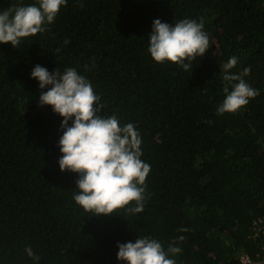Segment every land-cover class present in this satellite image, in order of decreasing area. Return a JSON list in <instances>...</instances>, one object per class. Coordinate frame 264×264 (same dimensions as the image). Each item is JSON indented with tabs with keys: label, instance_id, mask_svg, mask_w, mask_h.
I'll return each instance as SVG.
<instances>
[{
	"label": "trees",
	"instance_id": "16d2710c",
	"mask_svg": "<svg viewBox=\"0 0 264 264\" xmlns=\"http://www.w3.org/2000/svg\"><path fill=\"white\" fill-rule=\"evenodd\" d=\"M27 5L38 0H0V11ZM155 19L203 21L210 46L191 71L151 58ZM233 56L230 72L250 67L244 79L260 94L217 115L223 66ZM36 65L50 73L75 68L103 105L98 115L135 125L140 158L151 167L143 213L95 216L76 204L79 176L59 169L62 117L39 105L50 86L40 89L31 77ZM258 219L264 0H67L44 32L16 48L0 44V264H126L116 258L117 243L144 237L165 251L175 240V264H236L240 254L261 250L251 239ZM29 246L39 261L27 256Z\"/></svg>",
	"mask_w": 264,
	"mask_h": 264
},
{
	"label": "clouds",
	"instance_id": "9594fccd",
	"mask_svg": "<svg viewBox=\"0 0 264 264\" xmlns=\"http://www.w3.org/2000/svg\"><path fill=\"white\" fill-rule=\"evenodd\" d=\"M66 3L67 0H38V6H10L0 11V44L9 43L16 48L23 38L44 32L45 25L54 22ZM202 28V20L198 23L183 19L174 25L153 20L148 37L151 58L158 64L169 62L191 71L193 62L210 46ZM237 62L238 57L233 56L223 66L226 95L216 110L217 115L236 113L260 94L244 79L250 74V67L239 74L230 72ZM31 77L39 82L40 89L50 86L49 90L41 92L39 105L51 106L52 111L62 117L58 164L61 172L68 170L79 176L78 192L73 197L76 204L95 216L119 214L121 209L132 215L143 213L145 182L151 167L140 158L142 140L135 125L121 126L115 115L107 118L98 115L103 105L91 83L75 68L50 73L36 65ZM70 120L71 126H68ZM177 239L183 241L184 237ZM175 243V240L171 242L167 251L159 241L148 237L117 243L116 258L126 264H175V260L169 258V254L176 256L181 252L180 247L173 246ZM25 252L39 261L40 257L30 246Z\"/></svg>",
	"mask_w": 264,
	"mask_h": 264
},
{
	"label": "built area",
	"instance_id": "2783aa9c",
	"mask_svg": "<svg viewBox=\"0 0 264 264\" xmlns=\"http://www.w3.org/2000/svg\"><path fill=\"white\" fill-rule=\"evenodd\" d=\"M252 240H261V250L254 258L242 253L237 257L236 264H264V219H258L252 226Z\"/></svg>",
	"mask_w": 264,
	"mask_h": 264
}]
</instances>
